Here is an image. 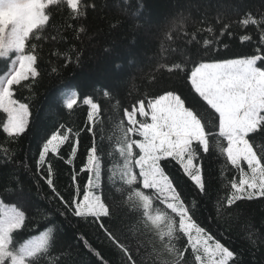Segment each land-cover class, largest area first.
Listing matches in <instances>:
<instances>
[{"label": "snow or ice", "instance_id": "1", "mask_svg": "<svg viewBox=\"0 0 264 264\" xmlns=\"http://www.w3.org/2000/svg\"><path fill=\"white\" fill-rule=\"evenodd\" d=\"M123 3L127 5L129 0H123ZM103 9L99 0H0V113L6 114V119L0 118V136L3 137L0 142V171L9 165L23 164L27 168L25 162L14 160V150L4 146L17 143L29 126L31 115L29 103L21 102L14 95L18 90L14 86L28 88L32 93L33 85H38L43 77L39 61L49 41L54 17L66 18L69 21L66 29H73L79 39L81 34H87V27L81 24L77 28L76 22L85 21L90 12H102ZM128 10L127 7L121 9L124 13ZM186 20L187 17L180 16L179 23L176 19L171 22L161 41L156 67L141 77L145 82L143 85H133L135 96L129 106H124L120 98V86L103 91L105 101L118 116L122 111V116L114 125L119 134L113 133L114 142L113 135H109L105 146L104 129L101 127V142L98 144L94 139L88 151L87 164L81 169L89 173L82 199L79 198V187L71 200L57 191L52 179V166L48 162L49 155L60 154L61 146L69 140L72 130L62 131L65 126L60 124L59 128L43 138L39 147L37 172L45 164L48 165L47 176H41V179L66 209L60 214L71 213L86 223L91 218L111 245L122 253V264H137V260L131 247L121 241L103 219L111 221L113 213L121 211L134 218L126 225L127 231L131 239H136L137 253L141 247L145 248L151 264H184L187 248H191L195 264H235L236 254L195 222L191 209L178 191L177 180L182 177L172 176L169 165L178 166L177 174L182 171L183 177L205 194L202 165L196 161L203 160L201 153L211 155L214 148L218 150L225 159L224 167L231 165L238 173V176L227 180L230 191L218 201L217 215L220 217L231 215L233 206L239 208V201L264 197V154L254 150L257 137H264V17L257 19L246 13L239 21L245 28L256 26L259 30L257 47L251 54L196 62L187 55L185 48H180L182 59L167 63L165 53L176 52L177 48L172 44L181 38L173 35L177 27L185 44L197 43L204 49L218 45L219 37L231 35V23L226 22L223 14L218 13L216 17V23L222 25L219 37L215 36L213 27L201 28L197 32L209 33V37L202 41L196 33L185 29ZM111 27L115 29L118 23H113ZM240 40L244 43L252 41L253 37L245 34ZM73 51H50L48 75H58L60 68L71 64ZM52 57L56 59L52 60ZM61 60L63 63H59ZM79 60L77 54L76 63ZM130 70L143 72V67L131 62ZM173 77L184 82L189 96L194 92L203 103L190 104L188 96L165 82ZM126 83V79L121 82L122 85ZM156 85H159L158 90L153 88ZM129 95H133V91H129ZM79 100L80 95L75 90L62 93V106L67 110H72ZM82 102L89 108L88 120L93 127L88 131L95 137L96 125L104 123L101 105L91 96H84ZM75 152L73 146L72 155ZM104 155L113 164L108 169L109 182L115 190L110 197L112 204L103 197V192L98 195L95 191L100 187ZM66 162L71 163V158ZM243 164L247 165V170ZM117 175L119 186L115 179ZM221 175L223 177V170ZM7 177L5 182H0V264H46L57 242V229L54 225L49 226L51 222L48 221L47 210L33 202L32 189L14 179L13 171H9ZM75 182L76 177L73 176ZM144 189L152 190V194H146ZM155 201H159L164 210L157 207ZM32 209L35 213L29 216ZM41 219L45 222L44 230L38 227ZM28 221L34 222L39 235L17 239L18 232ZM29 232H32L31 225ZM179 234L187 237V246L183 250L173 243L180 238ZM252 235L249 233L247 238L255 244ZM141 236L148 238L150 250L144 239H138ZM76 238L82 241L83 248L102 260L83 234ZM71 255V251L62 252L54 264H74L66 258ZM143 260L144 257H141V264Z\"/></svg>", "mask_w": 264, "mask_h": 264}, {"label": "trees", "instance_id": "2", "mask_svg": "<svg viewBox=\"0 0 264 264\" xmlns=\"http://www.w3.org/2000/svg\"><path fill=\"white\" fill-rule=\"evenodd\" d=\"M99 3L104 6L102 12H90L87 20L76 22L77 28L81 24L87 27V34H81L79 39L76 38V32L73 29H66L65 25L69 23L66 18L55 16L52 21L54 26L49 29V41L39 61L40 71L44 73L43 77L39 79L38 85H33L32 93L28 88L14 86L18 89L14 95L21 102L29 103L31 115L29 126L19 137L17 143L4 146L14 150V160L25 162L27 168L23 164L9 165L7 169L0 171V182H5L8 178L7 173L13 171L14 179L22 181L32 189L33 202L47 210V218L51 222L49 226L54 225L57 229V242L46 264H54L58 255L68 251H71L72 255L66 258L74 264H122V253L111 245L103 231L98 228V224L93 223L91 218L86 223L72 216L71 213L64 216L60 214L61 210L66 211V209L51 192L45 180L41 179V176H47L48 165L45 164L40 172H37L36 168L39 147L43 138L59 128L60 124L65 126L62 131L72 130L69 133V140L61 146L60 154L58 156L49 155L48 162L52 166V179L57 191L66 199L71 200L79 187L81 192L79 198L82 199V194L88 184L89 173L81 169L87 164L88 151L93 146L94 139L98 144L101 142V127L104 129L103 143L105 146L109 142V135L119 134L114 125L118 122L119 116H122V111L118 116L116 110L105 101L103 91L120 86L119 94L124 106H129L133 102L135 96L133 85H143L145 82L141 77L155 69L160 58L161 41L165 38L164 34L169 31L173 19L179 23L180 16L187 17L184 23L185 29L189 33H196L197 38L202 41L209 37V33L197 32L201 28L213 27L215 36L219 37L222 25L216 23V17L220 13L226 18V22L231 23L229 29L231 35L226 34L219 37L218 45L214 44L212 48L204 49L197 43L185 44L183 34L177 27L173 35L181 38L176 39L172 44V47L177 48L176 52L165 53L167 63L182 59L180 48H185L187 55L196 62L238 58L244 54H251L257 47L259 30L256 26L245 28L239 21L246 13H251L257 19L264 17V0H129L127 5L123 3V0H99ZM125 7L129 9L127 13L121 11ZM113 23H118V27L113 29L111 27ZM245 34L252 36L253 40L241 43L240 37ZM52 36L56 39L52 40ZM57 49L60 52L73 49V62L66 68H60L58 75L50 76L48 75L49 52ZM77 54L80 56L79 63L75 61ZM131 62L140 64L143 72L131 71ZM188 67L191 69V64ZM165 76H167L166 73ZM125 79L127 83L122 85L121 82ZM165 82L180 89L185 96H188L190 104L203 103L194 92L189 96L184 82L176 77ZM153 88L158 90L159 85ZM69 90H75L80 95L78 104L72 110H67L62 106V93ZM129 91H133V95H129ZM84 96L93 97L102 108L101 119L104 123L102 126L96 125L97 135L95 137L92 132L88 131L93 126L88 120L89 108L82 102ZM0 118L6 119V114L0 113ZM115 135H113V142ZM2 140L3 137L0 136V142ZM73 146L76 148L75 155H72ZM254 150L264 154V137H257ZM201 155L204 156L203 160L196 162L202 165L206 186L205 194H201L187 177H183L182 171L177 174L178 166H168L172 176L182 177L177 180L178 191L181 192L182 198L191 209L190 214L199 226L205 228L216 240L236 254L235 264H264V197L239 201V208L233 206L231 215L218 216V201L226 197L230 191V184L227 180L234 175L238 176V173L231 168V165L224 167L225 159L215 148L211 155L203 153ZM69 158H71V163L66 162ZM112 166L111 160L104 155L97 194L103 192V197L108 200L109 204L113 203L110 197L115 191L109 182L108 169ZM73 176L76 177L75 183H73ZM115 179L119 186V176L117 175ZM144 191L146 194H152V190L144 189ZM155 205L164 210V206L159 204V201H155ZM34 213L35 209H32L29 216ZM103 219L121 241L131 247L137 264H141V257H144L143 264H151L145 248L141 247L139 254L137 253L136 239H131V234L127 231L126 225L132 222L133 217L121 211L119 214L114 212L111 221L107 218ZM30 225L32 226L31 233L29 232ZM38 227L39 230H44L43 219ZM249 233L253 234L252 240L256 241L255 244L247 238ZM31 234L39 235V231L34 222L28 221L23 230L18 232L17 239L23 240ZM81 234L88 239L102 260L83 248L82 241L76 238ZM179 235L180 238L174 240L173 243L183 250L187 246V237L183 234ZM138 239H144L145 243L149 244L148 250H150L151 245L147 237L141 236ZM184 264H195L191 248H187L185 252Z\"/></svg>", "mask_w": 264, "mask_h": 264}, {"label": "rangeland", "instance_id": "3", "mask_svg": "<svg viewBox=\"0 0 264 264\" xmlns=\"http://www.w3.org/2000/svg\"><path fill=\"white\" fill-rule=\"evenodd\" d=\"M242 166L244 167L245 170H247V165L246 164H243ZM97 190H98V188L95 189L96 192H97Z\"/></svg>", "mask_w": 264, "mask_h": 264}]
</instances>
